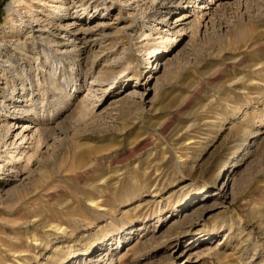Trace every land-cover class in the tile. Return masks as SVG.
Returning <instances> with one entry per match:
<instances>
[{
    "label": "rangeland",
    "instance_id": "1",
    "mask_svg": "<svg viewBox=\"0 0 264 264\" xmlns=\"http://www.w3.org/2000/svg\"><path fill=\"white\" fill-rule=\"evenodd\" d=\"M194 1L65 0L57 62L0 0V264H264V0ZM27 93L40 113L10 129ZM30 118L41 146L13 170Z\"/></svg>",
    "mask_w": 264,
    "mask_h": 264
},
{
    "label": "bare ground",
    "instance_id": "2",
    "mask_svg": "<svg viewBox=\"0 0 264 264\" xmlns=\"http://www.w3.org/2000/svg\"><path fill=\"white\" fill-rule=\"evenodd\" d=\"M104 1L106 3V0H104ZM155 1L157 2V7L155 9L153 17L158 18L159 15H162L164 13V11H166V10H163V9L167 8L166 4L176 3L177 0H155ZM218 1H220V0H218ZM31 2H34V3L37 2L39 4L48 6L50 8L49 15L51 17V21H47L48 22L47 24H44V22L42 23L40 18L37 16L38 15V13H37L38 8L33 3H29L25 7H20L22 5H26V0H13V2L9 4L8 10L10 11V13L16 14L18 17H20V19L22 20V23L24 24L23 29H27L28 27L31 28V32L29 34L32 35V38L34 40L37 39V38H40L42 43H45V44L50 45L52 47L53 46L56 47L57 54H59V56L61 57L60 59H56L55 58V60L57 62H58V60H62L63 57L68 58L70 56V55H68V52L66 50L65 51H61V49L58 48V46L61 44V42L59 40H57L56 38H54V35H51V34H49L47 32L49 31V24H52L55 20H61L67 14H70V5L69 4L66 5L65 0H31ZM210 2H213V0H195L192 7H195V8H193L194 9L193 12H195L196 9H197V12H195L194 14H197V17L204 18L207 15V11H208L207 10L205 12L204 9L209 8L210 4H212ZM14 4H16V5H14ZM22 8L23 9L29 8V10H27V12H26L27 15H28V17H27L28 20H25V18H26L25 16H27V15L24 14L25 16H23L21 14L22 13L21 12ZM77 15L81 16V14L78 11L76 12V16ZM183 17H184V15L182 16V18H177V21L182 20ZM14 21H16L14 26L19 25L18 22H17L18 19L17 20L14 19ZM70 25L71 24H67V27H69ZM35 27H37L36 30H35ZM164 30H165V32H168L169 34L163 35V31ZM45 33H46V35H45ZM170 33H171L170 29H162V31L159 32L160 42L162 43L161 46H158V44L154 45L153 43H149L148 52H149V54H151L150 58H153V57L157 56V59L152 63V65H150V63H151V60H150L147 63V67L148 68H150V69L154 68V63H156V62H158V60L162 59V56L164 55L163 54L164 50H168L169 44L173 43V41L175 40L174 36H171ZM19 40H18V44H19ZM33 44H36V43L33 42ZM20 45H22L23 48H26V46H27L26 42L21 43ZM73 46L75 47L74 48V50H75L77 48V45L73 44ZM158 64L159 63H157V66H158ZM150 72L151 71H149L148 74ZM133 76H139V74H133L131 77H129L128 78L129 81H130L129 83L133 82L132 81L133 80ZM144 88H147V84H145ZM31 93L33 94V92H31ZM31 93H30V95H31ZM28 96H29L28 93L21 96V98H23V97L25 98L23 100L24 102L21 105H18V106L15 105L14 106L15 109H14L13 112L9 108H7V110H3L2 111L4 113V115H5L3 121H6L7 124H10V129L12 127L11 125L13 124V126H14L16 124V120L19 118L18 117V111H22V112L23 111H26V112L33 111V115L34 116L38 115L40 113V112L38 113V111H37L36 104H34V106H32L30 103H28L31 100H34V99H32L31 97H28ZM83 104L84 105L81 106V107H86L85 106L86 104L85 103H83ZM90 109H92V108H90ZM6 117H7V119H5ZM34 121H36V120H32L31 118L29 120H27V123L26 124L24 123L25 129L22 130L19 134L18 133L16 134V137L20 136L19 139H18V140H20V143L21 144L26 143L27 146L24 147L25 149L22 152V154H18V155L11 154L10 155V159L8 160V163L9 162L13 163L12 169L13 168L14 169L17 168V165H15V164H17V161H21L22 158L25 159V157H26L27 162H31L32 159L35 157L36 152L38 151V149L41 146L42 137H43L44 133L37 126H34V127H36V129L34 131H32V129L34 127H32L31 125H32V123H34ZM37 124H38V122L35 125H37ZM14 141H15V139H14ZM14 141H12L10 143H8V141H6L4 144L5 145L16 144V142H14ZM2 167H3V165H1L0 170L2 169ZM15 172H18V170H16ZM192 198H194V197H192ZM212 237L213 236H211L210 234L204 235L205 239H209V238H212ZM93 249H94V246L90 245L89 247L86 248V250H84L82 253H80L79 256H77V258H80V256L81 257L85 256L86 260H90L91 261L92 257H93L91 251Z\"/></svg>",
    "mask_w": 264,
    "mask_h": 264
}]
</instances>
